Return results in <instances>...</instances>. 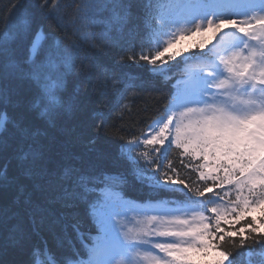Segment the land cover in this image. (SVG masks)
<instances>
[{"label": "snow or ice", "instance_id": "obj_1", "mask_svg": "<svg viewBox=\"0 0 264 264\" xmlns=\"http://www.w3.org/2000/svg\"><path fill=\"white\" fill-rule=\"evenodd\" d=\"M129 7L124 0H87L69 20L58 0L11 5L6 29L14 27L22 43L32 39L22 62L0 44V108L14 111L12 117L0 111V132L11 125L0 135V159L15 167L9 179L10 164L4 165L0 184L15 190L29 221L13 213L10 239L24 242L47 221L63 248L55 264H236L237 247L264 264V0H148L143 19L150 36L139 43L88 31L109 9H121L117 19L127 21ZM44 20L80 37L45 34L35 27ZM207 31L217 40L211 47L201 42L169 52L185 35ZM114 47L122 50L117 63L143 61L155 75L170 71V61L181 63L178 58L194 62L174 77L165 115L120 146L134 154L129 163L141 169L139 182L157 195L179 193L182 209L167 207L174 200L132 207L118 191L125 173L85 166L55 135L64 114L79 107L75 93L62 99L65 78L76 74L77 63L87 76L100 67L91 50L111 55ZM173 146L199 183L177 175ZM129 212L144 217L135 231ZM7 215L0 212V220ZM32 248L29 264L37 251L55 256L46 245Z\"/></svg>", "mask_w": 264, "mask_h": 264}, {"label": "trees", "instance_id": "obj_2", "mask_svg": "<svg viewBox=\"0 0 264 264\" xmlns=\"http://www.w3.org/2000/svg\"><path fill=\"white\" fill-rule=\"evenodd\" d=\"M62 11L71 20L78 12V6H83L87 0H58ZM15 0H0V44L13 51L18 61H23L27 55V49L32 36L29 35L22 43L16 38L14 27H5V18ZM130 5L125 22L117 18L124 15L121 9H109L99 13L92 21L93 31L99 36L102 32L112 39L128 40L139 43L140 37L148 38L147 24L143 19V6L148 0H124ZM43 28L45 34L54 30L52 21L44 20L35 26ZM35 31V28H34ZM57 34L65 40L76 39L80 33L73 37L71 33L56 30ZM123 43V41H122ZM126 47V45H125ZM122 53L120 47H114L111 55L97 49L91 50V55L97 61L99 68H92L86 76L77 63L76 74H69L65 78L61 96L68 101L71 94L78 97L79 107L72 112H66L55 131L58 141L70 154L75 155L85 166L96 164L108 173L126 174L124 194L136 202L147 200H174L184 201L177 193H160L150 190L137 177L141 169L131 166L129 158L135 159L133 153L127 149L121 152L120 146L127 141L139 138L147 125L155 118L163 114L174 91L173 77L176 75L177 64L165 76H158L147 71L145 62L139 64L127 61L117 63L116 58ZM87 63V62H85ZM55 75V69H53ZM9 117L14 116L11 107L0 108ZM103 124L97 130V124ZM11 125L5 123V130L0 135L10 133ZM95 141V143H93ZM123 157V158H121ZM169 159L176 164L177 175L186 178L194 184L199 183L198 176L191 168H184L180 163V150L172 148ZM9 163L7 170L9 179L15 174V167L11 162L0 159V170ZM124 188H121V191ZM7 211V218L0 220V264H29L30 254L33 253V244L46 245L51 248L58 258L63 248L57 240L58 230L54 229L46 221L38 232L29 236L24 242H13L10 239V231L16 223V213L22 216L25 225H28V217L22 201L16 200V192L13 188L0 184V212ZM234 256L236 264H247L250 256L246 249L235 248ZM41 252V251H37Z\"/></svg>", "mask_w": 264, "mask_h": 264}, {"label": "rangeland", "instance_id": "obj_3", "mask_svg": "<svg viewBox=\"0 0 264 264\" xmlns=\"http://www.w3.org/2000/svg\"><path fill=\"white\" fill-rule=\"evenodd\" d=\"M210 33L209 31L204 32L202 35L201 34H195V35H185L183 39L179 40L178 42L174 43V47L169 49V52H175L177 50H182V49H196L197 46L203 42L206 44V47L211 43V41L214 39L213 35L211 36V40L208 41L205 36L206 34ZM168 39L167 37L164 38V40ZM191 68V67H190ZM189 68H187L188 70ZM157 122V121H156ZM156 122L154 123V126L156 125ZM182 209V208H181ZM130 215V214H129ZM131 215L133 216V219L130 220L131 222L128 224L129 228H133L135 231L136 228L141 227L142 225L137 224V221L143 220L144 217L142 215H137L135 212H132ZM163 239V238H161ZM157 251V250H154ZM160 255H163L160 253Z\"/></svg>", "mask_w": 264, "mask_h": 264}, {"label": "bare ground", "instance_id": "obj_4", "mask_svg": "<svg viewBox=\"0 0 264 264\" xmlns=\"http://www.w3.org/2000/svg\"><path fill=\"white\" fill-rule=\"evenodd\" d=\"M1 111H3L4 112V110H1ZM1 133V132H0Z\"/></svg>", "mask_w": 264, "mask_h": 264}]
</instances>
